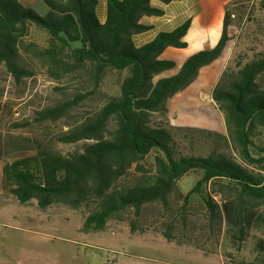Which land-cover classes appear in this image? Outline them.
Instances as JSON below:
<instances>
[{
    "label": "trees",
    "instance_id": "trees-1",
    "mask_svg": "<svg viewBox=\"0 0 264 264\" xmlns=\"http://www.w3.org/2000/svg\"><path fill=\"white\" fill-rule=\"evenodd\" d=\"M152 1L179 0H107L103 24L95 14L96 0H41L47 8L43 16L21 0H0V66L17 83L31 75L20 64L21 49L54 81L83 72L97 90L108 72L123 75L115 95L57 137L63 144L84 142L79 150L63 155L37 145L35 155L5 163L2 180L21 206L32 200L40 209L95 205L83 220V232L103 231L112 217L128 210L137 216L146 205L167 209L177 195L182 205L161 233L167 242L179 245L184 242L173 234L175 222L187 225L194 196L202 203L208 228L224 225L230 244L240 249L252 230H264V52L250 59L237 56L211 91L226 134L174 127L166 116L167 102L186 90L202 68L227 57L232 30L239 26L236 20L251 0L231 2L216 45L189 56L169 77L161 75L176 64L160 56L169 47H187L183 39L191 19L136 48L132 37L149 29L140 19L163 15ZM32 30L45 34V47L23 42ZM86 98L87 94L80 95L38 112L37 121L56 122ZM148 156L153 166L149 180L115 189L132 169L148 172L143 165ZM194 171L200 173L199 179L185 195H178L177 182ZM135 231L131 223L130 232ZM255 249L264 253V238L258 239Z\"/></svg>",
    "mask_w": 264,
    "mask_h": 264
},
{
    "label": "rangeland",
    "instance_id": "rangeland-1",
    "mask_svg": "<svg viewBox=\"0 0 264 264\" xmlns=\"http://www.w3.org/2000/svg\"><path fill=\"white\" fill-rule=\"evenodd\" d=\"M24 6L40 16L47 12L41 0L33 6ZM245 6L242 10L245 14L236 20L239 26L232 30L233 42L226 65H232L237 56L250 59L252 54L264 52V0H251ZM214 26L211 42L217 37L219 21ZM46 41L45 34L32 30L23 42L43 48ZM20 64L31 75L19 83L5 66H0V264H264V253L255 249L258 239L264 238V230H252L242 247L235 249L224 225L213 231L208 228L202 203L194 196L187 225L180 220L175 222L173 234L184 242L181 245L167 242L161 233L182 205L177 195L170 198L167 209L154 204L144 206L137 216L132 210L119 213L100 232L82 231L85 216L95 209L93 204L79 210L61 205L40 209L34 200L19 205L9 193L10 186L2 180L3 165L35 155L37 145L63 155L79 150L84 142L63 144L57 137L115 95L123 77L108 72L101 87L92 90L83 72L60 81L50 79L43 65L24 49L20 50ZM169 76L171 72L162 74ZM214 76L213 73L207 84L195 83L167 102L166 119L170 125L226 134L223 116L211 99L210 84ZM85 94L87 98L60 120L37 121L38 112ZM143 165L148 172L141 174L132 169L115 189L141 179L148 181L153 170L152 156ZM199 177L198 171L186 174L177 182V194L185 195ZM215 200L219 203V196ZM131 223L136 228L134 233L130 232Z\"/></svg>",
    "mask_w": 264,
    "mask_h": 264
},
{
    "label": "crops",
    "instance_id": "crops-1",
    "mask_svg": "<svg viewBox=\"0 0 264 264\" xmlns=\"http://www.w3.org/2000/svg\"><path fill=\"white\" fill-rule=\"evenodd\" d=\"M39 1L21 0V3L33 6L35 2ZM233 1L235 0H179L169 4L152 1L151 6L163 11V15L160 17L141 18L139 23L148 26L149 29L134 35L132 42L136 48H139L151 42L159 33H169L182 25L187 19H191L190 29L183 39L187 43V47L185 49L169 47L160 56L162 60L175 62L176 68L170 71L173 75L189 56L216 45L221 33L225 8ZM96 2L95 14L99 23L103 24L106 20L107 0H96ZM217 20L219 21L217 37L211 42L210 36L215 31L214 23H217ZM226 59L227 57L224 61L218 59L209 66L202 68L191 85L195 83H199L202 86L207 84L214 73V80L212 79L210 84V87H214L226 66Z\"/></svg>",
    "mask_w": 264,
    "mask_h": 264
},
{
    "label": "bare ground",
    "instance_id": "bare-ground-1",
    "mask_svg": "<svg viewBox=\"0 0 264 264\" xmlns=\"http://www.w3.org/2000/svg\"><path fill=\"white\" fill-rule=\"evenodd\" d=\"M217 22H218V20H217ZM214 24H217V23L215 22Z\"/></svg>",
    "mask_w": 264,
    "mask_h": 264
}]
</instances>
